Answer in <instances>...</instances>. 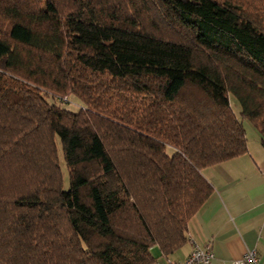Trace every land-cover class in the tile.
Instances as JSON below:
<instances>
[{
  "label": "trees",
  "instance_id": "16d2710c",
  "mask_svg": "<svg viewBox=\"0 0 264 264\" xmlns=\"http://www.w3.org/2000/svg\"><path fill=\"white\" fill-rule=\"evenodd\" d=\"M244 119L264 147V0H0V264L168 257Z\"/></svg>",
  "mask_w": 264,
  "mask_h": 264
},
{
  "label": "crops",
  "instance_id": "0c3cea01",
  "mask_svg": "<svg viewBox=\"0 0 264 264\" xmlns=\"http://www.w3.org/2000/svg\"><path fill=\"white\" fill-rule=\"evenodd\" d=\"M202 174L212 192L190 218L188 237L213 251L211 264H233L251 249L256 264H264V147L259 136L251 143L247 137L244 154L206 167ZM189 251L186 240L168 257L159 253L153 264L182 260Z\"/></svg>",
  "mask_w": 264,
  "mask_h": 264
},
{
  "label": "built area",
  "instance_id": "2783aa9c",
  "mask_svg": "<svg viewBox=\"0 0 264 264\" xmlns=\"http://www.w3.org/2000/svg\"><path fill=\"white\" fill-rule=\"evenodd\" d=\"M190 245L189 253L182 260H168L167 264H211L214 257L213 251L209 247L199 245L193 238L188 237ZM257 254L254 249L248 250L239 259L233 261V264H256Z\"/></svg>",
  "mask_w": 264,
  "mask_h": 264
},
{
  "label": "rangeland",
  "instance_id": "374dc122",
  "mask_svg": "<svg viewBox=\"0 0 264 264\" xmlns=\"http://www.w3.org/2000/svg\"><path fill=\"white\" fill-rule=\"evenodd\" d=\"M230 105H231L233 111L236 114H238V111H239L238 103L232 96L230 98ZM243 124H244L245 130H246V135H247V137L249 139V142L250 143L251 142H256L258 136H257L255 127L246 119H244ZM57 145H58L57 146L58 147V158H59L60 169H61L62 178H63V188H67L68 187V173H67V169H66L65 163L63 161L62 154H61L62 152H61V149H60L59 141L57 142ZM151 251L157 257L159 256V251H158L157 247H155L154 249H151Z\"/></svg>",
  "mask_w": 264,
  "mask_h": 264
}]
</instances>
